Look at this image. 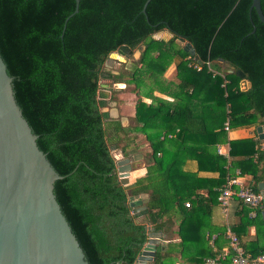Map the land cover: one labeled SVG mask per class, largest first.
Listing matches in <instances>:
<instances>
[{"label":"trees","instance_id":"obj_1","mask_svg":"<svg viewBox=\"0 0 264 264\" xmlns=\"http://www.w3.org/2000/svg\"><path fill=\"white\" fill-rule=\"evenodd\" d=\"M145 1L79 0L65 23L74 0H0V56L39 150L63 177L53 193L87 263L133 264L147 225L166 221L171 241L157 248L153 264H203L215 257L204 234L218 190L235 169L255 193L264 182V141L256 133L264 125V24L250 11L252 0H150L143 14ZM260 9L264 16V0ZM163 31L171 38L153 37ZM136 50L138 61L101 87L109 55L131 58ZM170 66L174 79L167 81ZM127 92L134 95L130 113L111 118L104 109L110 102L122 109L116 95ZM225 122L251 135L228 140ZM141 137L144 147H137ZM223 142L229 164L216 152ZM113 149L124 157L141 149L144 175L123 185ZM128 193L147 194L146 209L132 214ZM228 210L244 255L264 254V205L255 219L235 197Z\"/></svg>","mask_w":264,"mask_h":264},{"label":"water","instance_id":"obj_2","mask_svg":"<svg viewBox=\"0 0 264 264\" xmlns=\"http://www.w3.org/2000/svg\"><path fill=\"white\" fill-rule=\"evenodd\" d=\"M74 1V12L65 23L78 11L79 0ZM149 1L143 4V14ZM252 9L264 24L260 0H252ZM184 51L197 60L189 44L184 45ZM113 58L122 59L117 53H111L105 65ZM241 84L246 86L242 90L249 87L245 80ZM104 92L108 97L107 91ZM256 133L264 141V125L258 126ZM36 140L16 103L12 78L0 56V264H88L53 193L54 182L63 177L39 150ZM141 158L137 154L116 161L118 178L123 185L128 184L134 162ZM258 188L264 195V182ZM144 195L128 193L132 214L146 209L148 199L141 200ZM261 215L264 219V210ZM160 239L161 236L148 232L133 264L153 263Z\"/></svg>","mask_w":264,"mask_h":264},{"label":"crops","instance_id":"obj_3","mask_svg":"<svg viewBox=\"0 0 264 264\" xmlns=\"http://www.w3.org/2000/svg\"><path fill=\"white\" fill-rule=\"evenodd\" d=\"M173 69H172V74H173ZM208 112H209V106L203 105L202 106V113L206 114ZM128 123H129V120L127 118H122V125L123 126L128 125ZM241 133H244L245 136H243V137L239 136ZM250 135H251L250 131L240 129V130H235V131L229 130V132L226 134V137L228 140H231V139H237V138H245V137L250 136ZM223 138H224L223 136L217 137V140H219L218 142L223 141ZM226 144H228V143H224V142L221 143V145H226ZM117 153H118V155H122V153L119 150L117 151ZM131 153L132 154H140L142 156V158L138 159V160L141 161L143 167H142V169H140L138 171L136 170V171L130 172V174L128 176V184L127 185H130L136 178L141 177L145 173V162H144V158H143L144 152L141 149L140 150H131L127 157H129ZM122 157L126 158L123 155H122ZM227 161L229 164L230 157ZM189 169H192L194 171L195 170V164ZM237 171L239 172V170L235 169L234 174L231 177H236ZM204 175H207V174L202 173V172L198 173V176H204ZM240 180H242L243 183H245V182L248 183L250 180V177L244 176ZM145 199H148L147 194L141 197V200H145ZM255 216H256V213H255ZM255 216L252 219H255L256 218ZM167 224H168V222L164 221L163 223H160L159 225H147V228H150L149 231L147 230V233L150 232L156 236H161L160 245L157 247L158 248L162 247V249H164V250H165V247L167 246V244L171 241V236H169V233H167L165 231ZM227 229H229V231L234 235V233L231 230V224L227 221V218L225 219V216L222 214L221 208L218 205L216 208L212 209L210 219L207 222V230L204 234L205 239L208 241V246L211 248L212 253L215 254L214 255L215 257L220 256V255H225L228 257V255H230L229 240L226 236V230ZM174 230H175V228H173L172 231H174ZM249 234L251 236L254 234V228L253 227L250 228ZM173 241L177 242L178 239H174ZM237 243H238V241H237ZM175 264H181V263L178 261Z\"/></svg>","mask_w":264,"mask_h":264},{"label":"built area","instance_id":"obj_4","mask_svg":"<svg viewBox=\"0 0 264 264\" xmlns=\"http://www.w3.org/2000/svg\"><path fill=\"white\" fill-rule=\"evenodd\" d=\"M194 67L196 68V70H200V64L194 65ZM223 130L226 134L229 132L228 122L224 123ZM216 152L218 155L228 160L229 144L216 145ZM236 175V177L228 178L225 184L218 190V205L221 208V212L226 219L230 202L235 197L242 200V202L252 210L250 216L254 217L255 210L258 207L264 205V195H262L261 193H255L251 191L250 188L246 187L245 183L240 180L241 178L238 176V171L236 172ZM185 207L188 208L189 204L185 203ZM226 236L229 240L230 246V256L228 257V261H226L227 256L220 255L216 257L205 258L203 264H264V254L257 257L244 255L237 243L236 237L229 231V229L226 230Z\"/></svg>","mask_w":264,"mask_h":264},{"label":"rangeland","instance_id":"obj_5","mask_svg":"<svg viewBox=\"0 0 264 264\" xmlns=\"http://www.w3.org/2000/svg\"><path fill=\"white\" fill-rule=\"evenodd\" d=\"M153 37L155 39L168 40L171 38V35L168 32L163 31V32H159V33L155 34ZM176 43L179 46L184 45L183 42H180L179 40H176ZM121 57H122V59L113 58L112 62L107 63L105 65L104 79H102L101 85L105 86L106 88L107 87L110 88L109 86L112 85L111 84L112 81L109 79L108 76L111 74H114V75L117 74L123 68L122 65H124L125 68H129V65L131 63L138 61V59L140 57V51L139 50L134 51L131 58H125L123 56H121ZM172 69H173V66H170V67H168L167 71L164 73L163 78L165 80L172 81L174 79V73L172 74ZM225 72H230V70H228V71L225 70ZM105 77H106V79H105ZM113 87L116 89H122L124 87V85L123 84H120V85L114 84ZM240 87H241V89H244L246 86H244V84L240 83ZM100 93H105V92L100 91ZM154 94L157 95L158 97H161V98L166 99L168 101H172L171 98H169L163 94H160V93H154ZM116 98L119 101H121L124 104V106H122V109H118L119 108L118 106H120L121 103L120 104H117V102L108 103L107 108H105L104 110L108 111V114L111 118H117L119 116V111L122 113H130L129 111L131 110L134 95L131 92L117 93ZM120 108H121V106H120ZM120 121L122 122V118L120 119ZM239 136L243 137V136H245V134L241 133ZM143 142L144 141H143L142 137L138 138L136 140L137 147H141ZM142 147H144V146H142ZM117 151L118 150H115V149L112 150V154H113V156H115L114 158L116 161L123 159L122 155H118ZM134 155H137V154H132V153L130 154V156H134ZM134 165H135V169L133 171H136V170L138 171V170L142 169V167H143L140 160L135 161Z\"/></svg>","mask_w":264,"mask_h":264},{"label":"flooded vegetation","instance_id":"obj_6","mask_svg":"<svg viewBox=\"0 0 264 264\" xmlns=\"http://www.w3.org/2000/svg\"><path fill=\"white\" fill-rule=\"evenodd\" d=\"M151 264H153V263H151Z\"/></svg>","mask_w":264,"mask_h":264},{"label":"bare ground","instance_id":"obj_7","mask_svg":"<svg viewBox=\"0 0 264 264\" xmlns=\"http://www.w3.org/2000/svg\"><path fill=\"white\" fill-rule=\"evenodd\" d=\"M120 85V84H119Z\"/></svg>","mask_w":264,"mask_h":264}]
</instances>
